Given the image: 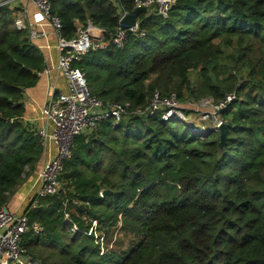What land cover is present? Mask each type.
<instances>
[{
	"label": "trees",
	"instance_id": "16d2710c",
	"mask_svg": "<svg viewBox=\"0 0 264 264\" xmlns=\"http://www.w3.org/2000/svg\"><path fill=\"white\" fill-rule=\"evenodd\" d=\"M132 6L119 1L122 11ZM51 12L66 38L87 21L105 39L119 26L111 0H51ZM10 16L9 5L1 6L0 208L43 153L23 122V94L37 83L44 58ZM140 18L144 37L129 32L123 48L109 44L74 62L89 92L135 107L155 91L222 101L226 144L219 148L218 131L201 136L203 127L157 115L100 122L75 137L64 162L68 198L80 204L65 209L59 195L27 207L29 225L42 231L23 235L26 252L39 264H264V0H177L165 18ZM219 45L232 50L228 62ZM92 220L97 236L81 232ZM72 223L80 231L71 235ZM116 231L128 234L127 243L104 251ZM39 246L58 249V258L37 255Z\"/></svg>",
	"mask_w": 264,
	"mask_h": 264
},
{
	"label": "built area",
	"instance_id": "2783aa9c",
	"mask_svg": "<svg viewBox=\"0 0 264 264\" xmlns=\"http://www.w3.org/2000/svg\"><path fill=\"white\" fill-rule=\"evenodd\" d=\"M16 1L0 0V7L8 4L11 9L12 3L16 4ZM111 1L118 8L119 20L130 13L121 10L119 7L120 0ZM176 1L132 0V11L138 7H144V14L147 16L165 18ZM28 2H31L37 11L36 20L33 24L45 23L54 32L58 51L57 69L64 78L66 85V91H61L51 97L41 108L40 119L43 125L40 128H31L39 137L43 151L51 150L48 148L50 144L54 145L55 150L51 151L52 154L49 159L36 170L38 189L28 208H37L39 202L44 198L62 195L65 197L63 205L66 209L68 206L80 204L76 198H68L71 189L62 179L64 162L72 156L73 141L77 135L90 134L104 120H110L112 124H119L133 116L157 115L163 121L179 120L192 123L188 120L189 113L185 114L182 110L176 92L163 95L155 91L145 106L135 107L128 101L104 102L89 92L84 72L74 65L75 61L80 60L89 51L105 48L109 44L119 49L123 48L129 32L137 37H144L146 31L140 27V15L133 27L122 29L119 24L116 31L108 39H105V31L93 25L91 21H87L85 27L77 25L74 35L71 38H66L62 32L60 18L51 12V0H28ZM27 18L25 9H16V12L13 13L12 24L16 29L27 30L30 40L44 37L46 34L33 27ZM234 99L235 95L233 94L226 97L227 102ZM224 105V102H218L215 111H219ZM205 117L208 118V115ZM221 123L222 121H218L213 128L216 129ZM84 218L86 219V217ZM63 219L67 224L71 221L68 210L64 212ZM97 225L98 222L92 220L88 229L81 230V232L86 235L94 234L97 236ZM30 229L35 233L42 231V227L38 223L29 225L25 212H16L7 203L0 208V264H39L26 252L22 244L23 235ZM78 231H80L78 226L72 223L69 233L72 235Z\"/></svg>",
	"mask_w": 264,
	"mask_h": 264
},
{
	"label": "crops",
	"instance_id": "0c3cea01",
	"mask_svg": "<svg viewBox=\"0 0 264 264\" xmlns=\"http://www.w3.org/2000/svg\"><path fill=\"white\" fill-rule=\"evenodd\" d=\"M14 5L16 9H25L28 16V21L34 23L36 20L37 11L34 5L28 0H17ZM38 30L43 31L46 35L42 38L31 40L32 43L39 48L44 58V68L39 73L37 83L24 91L23 102L25 112L23 121L31 128H40L43 125L40 119V112L43 105L61 91H66L64 78L57 69L58 51L56 48V37L50 26L45 23L33 24ZM49 151H43L40 160L35 167V175L26 183L21 185L13 195L10 196L7 204L16 212H24L30 204L32 198L37 192L38 183L36 170L49 159L52 152L55 150L54 145H49ZM54 153V152H53Z\"/></svg>",
	"mask_w": 264,
	"mask_h": 264
},
{
	"label": "rangeland",
	"instance_id": "374dc122",
	"mask_svg": "<svg viewBox=\"0 0 264 264\" xmlns=\"http://www.w3.org/2000/svg\"><path fill=\"white\" fill-rule=\"evenodd\" d=\"M10 10L12 11V16H10V19H11V25L13 26V24H12L13 13L16 12V8H15L14 3H12ZM221 49L223 50V52L220 54L221 57L223 59L226 58V60L228 62L229 58H227L226 55H227V53L231 52L232 50L230 49V51L228 50L226 52V50L224 48H221V45H219V50H221ZM241 81H243V80H241ZM179 101H180L181 108L184 111V113L185 114L189 113V119H188L189 122H191L192 124H194L196 126L204 127L205 130H203V132H201V136H206V134L209 132V130H211V128H213L214 125H216V123L218 121L223 120L222 116L218 113L219 111H215V108L218 105V103L217 104L214 103L213 100H211L210 97H208V96L200 98L198 100H194V101H191V100L187 99V97H186V98H184V100L182 99ZM205 115H208V118H206ZM200 117H201L202 121L200 120ZM34 172H35V169L27 168L25 170V174L23 176V182L21 185H23L30 178H32L35 175ZM19 187H18V189H19ZM115 235L112 236L108 240V242H106V244L104 245V251L105 250L107 251L108 249H111V248H115L118 242L124 241L125 244L127 243L128 234H125L123 231H116ZM37 250H38L37 255H38V253H40L43 257L52 256L51 260L52 259L55 260L58 258V249L54 250V249H49V248L44 247V246H39L37 248Z\"/></svg>",
	"mask_w": 264,
	"mask_h": 264
},
{
	"label": "water",
	"instance_id": "95a60500",
	"mask_svg": "<svg viewBox=\"0 0 264 264\" xmlns=\"http://www.w3.org/2000/svg\"><path fill=\"white\" fill-rule=\"evenodd\" d=\"M144 12H145V8L144 7H138L136 9H134L132 12H130L129 14L124 15L119 20V24H120L121 28L122 29H129V28L133 27L137 17L141 13H144ZM227 127H228L227 123H221L216 129H214V128L211 129V130H215V131L219 132V143H218V146H219L220 149H222L224 147V145L226 144ZM107 192H109V190H104L101 194L104 195Z\"/></svg>",
	"mask_w": 264,
	"mask_h": 264
}]
</instances>
